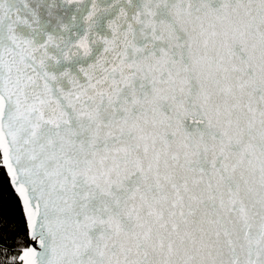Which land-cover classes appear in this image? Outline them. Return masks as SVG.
Here are the masks:
<instances>
[{"label":"snow or ice","instance_id":"6c2138e0","mask_svg":"<svg viewBox=\"0 0 264 264\" xmlns=\"http://www.w3.org/2000/svg\"><path fill=\"white\" fill-rule=\"evenodd\" d=\"M0 264H264V0H0Z\"/></svg>","mask_w":264,"mask_h":264}]
</instances>
